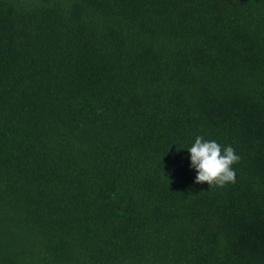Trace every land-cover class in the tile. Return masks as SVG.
I'll use <instances>...</instances> for the list:
<instances>
[{
	"label": "trees",
	"instance_id": "1",
	"mask_svg": "<svg viewBox=\"0 0 264 264\" xmlns=\"http://www.w3.org/2000/svg\"><path fill=\"white\" fill-rule=\"evenodd\" d=\"M0 264H264V0H0Z\"/></svg>",
	"mask_w": 264,
	"mask_h": 264
},
{
	"label": "clouds",
	"instance_id": "2",
	"mask_svg": "<svg viewBox=\"0 0 264 264\" xmlns=\"http://www.w3.org/2000/svg\"><path fill=\"white\" fill-rule=\"evenodd\" d=\"M190 167L195 170L194 183L223 189L236 183L234 165L241 157L231 145L221 146L215 139L197 135L190 147Z\"/></svg>",
	"mask_w": 264,
	"mask_h": 264
}]
</instances>
